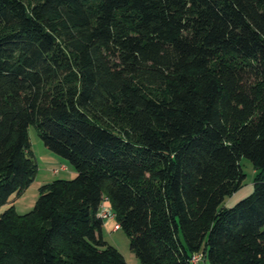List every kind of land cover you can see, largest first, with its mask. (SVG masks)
Segmentation results:
<instances>
[{
    "label": "trees",
    "instance_id": "16d2710c",
    "mask_svg": "<svg viewBox=\"0 0 264 264\" xmlns=\"http://www.w3.org/2000/svg\"><path fill=\"white\" fill-rule=\"evenodd\" d=\"M31 124L76 175L0 212V264H125L104 197L140 264H264V0H0V206Z\"/></svg>",
    "mask_w": 264,
    "mask_h": 264
},
{
    "label": "rangeland",
    "instance_id": "374dc122",
    "mask_svg": "<svg viewBox=\"0 0 264 264\" xmlns=\"http://www.w3.org/2000/svg\"><path fill=\"white\" fill-rule=\"evenodd\" d=\"M28 135H29V139L32 145L31 148L37 156V153H40L39 150L41 149V147H44V144L38 136L36 127L32 124L28 128ZM37 161H36L37 167L38 168L40 167L39 169H37V175L33 179L32 183L29 185L24 196L19 198L16 202L17 209L21 212L29 211L33 207L34 202L37 199V196L39 194L38 182L41 180L42 174H43L42 171H39V170L43 167V165L42 164L40 165L39 160ZM62 161H64L68 167L72 168V166L69 164V162L66 159H63ZM238 163L244 174V177L238 189L232 192L230 195H227L224 197V200L220 205L221 207H225V208L232 207L236 202L248 196L253 191V183L256 177V170L252 162L245 156H241L238 160ZM61 176H66V174L62 172L59 175L54 176V178L56 179ZM114 235L121 242H123V239L127 237V234L122 229H119L117 232H114ZM106 238L108 242L111 241L110 236H107ZM199 264H209V262L206 258H204L203 260L199 262Z\"/></svg>",
    "mask_w": 264,
    "mask_h": 264
},
{
    "label": "crops",
    "instance_id": "0c3cea01",
    "mask_svg": "<svg viewBox=\"0 0 264 264\" xmlns=\"http://www.w3.org/2000/svg\"><path fill=\"white\" fill-rule=\"evenodd\" d=\"M31 150H32V148H31ZM39 151H40V153H37V156H36L35 152L32 150L36 161L39 160L40 165L41 164L43 165V167L39 170V171H42L43 174H42L41 180L38 182V187H40L43 184H46V183L53 181L55 179L54 176L59 175L62 172H64V174H66V176H61L58 178L67 179V178H73L76 175V172L73 168L68 167L66 165V163L64 161H62L63 159L61 157L50 152L45 146L41 147V149ZM59 165H65V169H62L56 173L53 172V169ZM39 168L37 167V169H39ZM36 175H37V172H36ZM27 189L28 188H26L18 196L12 195L9 198V201L7 204L0 206V212L4 208H6L8 205L12 204V205H14V207L18 213H25V212H21L17 209L16 202L19 198L24 196ZM113 225H114V220H112V219L103 220L102 227H101L102 238L108 242L106 237L110 236L111 241L108 243L114 245L115 247H117L119 249V251L123 254V257L125 259V264H140L138 258L134 255L132 250L129 248V244H128L129 243V237L128 236L125 237V239H123V242H121L114 235V232H117L120 228L117 230H114Z\"/></svg>",
    "mask_w": 264,
    "mask_h": 264
},
{
    "label": "built area",
    "instance_id": "2783aa9c",
    "mask_svg": "<svg viewBox=\"0 0 264 264\" xmlns=\"http://www.w3.org/2000/svg\"><path fill=\"white\" fill-rule=\"evenodd\" d=\"M65 169V165H59L57 168L53 169V172H58L59 170ZM96 216L100 219H112L114 220L113 229L117 230L120 228V224L115 220V213L109 203L107 197H104L98 205ZM204 259V254L202 252H194L189 258L190 264H199L201 260Z\"/></svg>",
    "mask_w": 264,
    "mask_h": 264
}]
</instances>
